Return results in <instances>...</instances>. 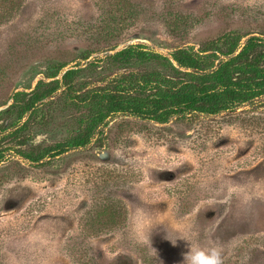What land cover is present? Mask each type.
Returning a JSON list of instances; mask_svg holds the SVG:
<instances>
[{"label":"rangeland","instance_id":"rangeland-1","mask_svg":"<svg viewBox=\"0 0 264 264\" xmlns=\"http://www.w3.org/2000/svg\"><path fill=\"white\" fill-rule=\"evenodd\" d=\"M98 1L0 0V112L77 63L90 73L99 62L92 85H105L125 72L107 57L129 46L217 64L264 37V0ZM93 39L121 43L84 61ZM62 92L39 104L30 145L71 135L83 109ZM214 252L221 264H264V97L168 123L116 115L88 147L44 164L10 151L0 163V264H199Z\"/></svg>","mask_w":264,"mask_h":264},{"label":"trees","instance_id":"trees-1","mask_svg":"<svg viewBox=\"0 0 264 264\" xmlns=\"http://www.w3.org/2000/svg\"><path fill=\"white\" fill-rule=\"evenodd\" d=\"M98 3L139 5L136 0H99ZM120 43L93 39L81 59L86 61L101 50H116ZM236 49L234 45L225 59L214 64L216 61L210 57L184 49L176 50L169 58L139 45L129 46L107 57L115 69L125 72L118 73L105 85H92L96 76H102V72H97L99 62L89 65L90 73L89 68L77 63L64 72L61 81H40L29 93L15 92L11 105L0 112V163L10 151L34 164H44L69 151L88 147L116 115L168 123L172 118L213 116L253 103L264 97V37L251 36L239 51ZM138 62L144 69L132 71ZM63 64L59 70L65 67ZM60 89L67 99L83 109L71 121V135L54 145H30L31 132L36 126L33 116L39 104ZM107 217L109 225L117 224L116 215L108 213L106 221ZM122 264L131 262L123 258Z\"/></svg>","mask_w":264,"mask_h":264},{"label":"clouds","instance_id":"clouds-1","mask_svg":"<svg viewBox=\"0 0 264 264\" xmlns=\"http://www.w3.org/2000/svg\"><path fill=\"white\" fill-rule=\"evenodd\" d=\"M202 256H203V253H199L198 254V260ZM199 264H221V261H220V258H219V254L214 252L212 257L207 258V259L199 260Z\"/></svg>","mask_w":264,"mask_h":264}]
</instances>
